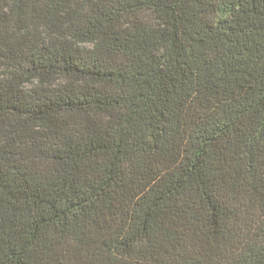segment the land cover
I'll list each match as a JSON object with an SVG mask.
<instances>
[{"label": "trees", "instance_id": "obj_1", "mask_svg": "<svg viewBox=\"0 0 264 264\" xmlns=\"http://www.w3.org/2000/svg\"><path fill=\"white\" fill-rule=\"evenodd\" d=\"M0 264H264V0H0Z\"/></svg>", "mask_w": 264, "mask_h": 264}]
</instances>
